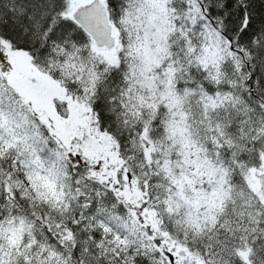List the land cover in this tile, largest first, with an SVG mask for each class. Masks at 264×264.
<instances>
[{
    "label": "snow or ice",
    "instance_id": "obj_1",
    "mask_svg": "<svg viewBox=\"0 0 264 264\" xmlns=\"http://www.w3.org/2000/svg\"><path fill=\"white\" fill-rule=\"evenodd\" d=\"M0 264H264V0H0Z\"/></svg>",
    "mask_w": 264,
    "mask_h": 264
}]
</instances>
